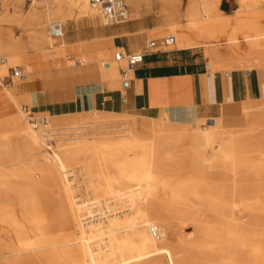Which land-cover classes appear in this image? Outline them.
Instances as JSON below:
<instances>
[{
	"label": "bare ground",
	"instance_id": "obj_1",
	"mask_svg": "<svg viewBox=\"0 0 264 264\" xmlns=\"http://www.w3.org/2000/svg\"><path fill=\"white\" fill-rule=\"evenodd\" d=\"M4 1L0 24L20 25ZM220 2L187 0L182 8L183 0H158L160 26L176 34L178 47H205L215 70H262L264 25L254 19L264 17V0H238L233 15H223ZM36 3L25 42L0 30V68L27 49L56 46L58 31L43 27L51 18L96 13L88 0H47L42 11ZM119 63L114 58L107 71L117 74ZM19 100L31 104L14 85L0 86V264H264V155L248 149L264 138V100L245 104V127L227 132L215 120L203 130V119L172 121L164 111L136 119L47 114L37 128ZM157 206L165 217L152 215ZM236 207L249 212L247 222L235 218ZM202 208L222 227L202 220ZM185 221L194 236L180 230Z\"/></svg>",
	"mask_w": 264,
	"mask_h": 264
},
{
	"label": "crops",
	"instance_id": "obj_2",
	"mask_svg": "<svg viewBox=\"0 0 264 264\" xmlns=\"http://www.w3.org/2000/svg\"><path fill=\"white\" fill-rule=\"evenodd\" d=\"M132 3H126L132 16L120 24L75 17L79 20L51 27L58 31L52 36L59 47L35 51L26 58L27 66L44 71L29 78L24 74L12 84L18 95L31 96L30 112L63 116L164 111L172 121L197 118L218 121L225 129L244 128L243 106L264 100V69L213 70L201 45L157 47L133 67L119 65V77L107 71L108 65L100 66L101 59L115 57L119 51L140 53L149 42L170 32L160 26L158 0ZM236 9L226 13L219 5L228 15Z\"/></svg>",
	"mask_w": 264,
	"mask_h": 264
},
{
	"label": "rangeland",
	"instance_id": "obj_3",
	"mask_svg": "<svg viewBox=\"0 0 264 264\" xmlns=\"http://www.w3.org/2000/svg\"><path fill=\"white\" fill-rule=\"evenodd\" d=\"M45 1H47V0H37V3L34 4V6H36L40 11H42V9L44 8ZM64 1H68V0H64ZM124 1L127 3V5L130 6L129 0H124ZM2 3L3 4H2V10L0 12V20H1V14L3 13V8L6 5L4 0H2ZM13 3H15V4H13ZM186 3H187V0H186V2H184V0H183L182 8H185ZM221 3L222 4H219L220 8L222 10H225L226 13H232V11H234V9H236V8H237L236 11L237 10H241V7H240V5L238 3V0H221ZM7 4H10L8 6V10L11 13H17L19 18H20V20L22 22H21L20 25H18V24H7L5 26H2V24H0V30L3 31L4 34H10L14 41L23 43V42H25L26 39H28L29 34L32 31V30H27V28L24 25L25 20L27 18V14H28V12L31 10V8L33 6L32 0H10ZM88 5H89V0H88ZM218 10H219V6H218ZM219 11L221 12V10H219ZM158 12H159V15L161 16V18H163V15L160 12L159 8H158ZM128 13L130 15L128 18H130L132 16L131 12H128ZM222 14L224 15L225 13H222ZM79 17L80 18H84V17L85 18H93V19H98L99 21L101 20L98 11H96L95 14H85V15L76 16V18H79ZM79 19H75V17H74V19L65 18V20L64 19L60 20V19L51 18L50 21L48 20V22L46 21V23L43 24V27H44V30L46 31V33L50 34L49 31H50L52 26H54L56 24L66 23V22H69L70 20H79ZM182 20L183 19H181V21ZM254 20H255V23L258 24L259 26L264 25V17L263 16H258ZM49 22H51V25H49ZM170 35H173L175 37V39H177L176 34L174 32H172V31H170L166 35L162 36V38H165V37L170 36ZM175 43H177V42H175ZM175 46L178 47L177 44H175ZM175 46H171V47H169V49H171L172 47H175ZM54 47H59V46H54ZM45 48H49V46L44 44L43 45V49H41L39 51H42ZM221 49H223L222 52H223V55L225 56L226 53H227L226 48L224 49V46H222ZM35 51L36 50H34V49H27L24 54H21V56L19 58V61L17 63L13 62L10 59H7L6 60V65L4 67L0 68V74H2L3 77H7L10 74V72L7 73V71H8L7 69L8 68H11V69L12 68H19L20 70H22L23 73H28V75H30V73H32V72L36 73L37 71H44V69L35 70L33 67H27L26 58H27V56L30 53H33ZM0 58H4V57L0 55ZM114 58L115 57L113 55V57H111V58L109 57V59L105 58V59L99 60L100 66L102 67L101 64H106L108 66H111L112 60ZM80 59H82V57H80ZM119 62H120L119 65H121V66L125 65L124 62H122V61H119ZM73 63L74 62H72V61L69 62L70 65H73ZM208 63H209V65L211 64L209 60H208ZM229 67H231V66H229ZM58 68H60V67H58ZM234 68H238V67L226 68V69H222V70H224V71L228 70L229 71V70L234 69ZM244 68L250 69V68H254V67H244ZM262 68L264 69V67H262ZM259 69H261V68H259ZM213 70H214V67H213ZM118 77H119V72H118ZM0 86H1V88L7 89V90L11 89L13 87V85L6 86V84L4 82H2V81L0 82ZM17 104H18V106H20L21 112H23L24 115H27L26 116V118H27L26 120L28 122L36 124L38 126L37 128H40L41 126L42 127L46 126V122L49 121V118H48L46 112L45 113H37V112H35V114L31 113L30 112L31 111V109H30L31 106H30L29 102L26 101V100H19L17 102ZM25 109H27V110H25ZM33 112H34V110H33ZM122 114H123V116H129V117L135 118V119L145 115L143 112L122 113ZM209 122H211V121H205L204 123H201L200 128L203 129V130L208 129L209 128V126H208ZM227 130H233V129H228V128L225 129L223 127L221 129V131H226V132H227ZM49 142H50L49 145L51 147L53 146L52 149L55 150L56 149V142H54V141H49ZM248 149H251L252 151H255L256 154H258V155H264V138L259 139V141L256 142L255 146L254 145L250 146V148H248ZM258 157H260V156H258ZM263 158H264V156H263ZM168 168H170V167L168 166L167 170L164 169V168L161 169L163 177L165 175H169L172 172V171L169 172ZM219 183H222V182H219ZM234 209H235L234 210L235 218H237L238 220H240V222H243V223L248 221V219H249L248 213L249 212L246 209H243L242 207H236ZM150 212L152 213V215H157V213H158V215H162L164 217L166 216V215H164V211L159 206L151 208ZM208 212L209 211H207V209H205V208L200 209V211H199L200 218L202 220H208V221L210 220L211 223L213 222L214 224H217L216 226H221L222 227V220L220 219V217L218 215H216V214H212V213H208ZM213 215H215V216H213ZM180 230L185 232V233L187 232L186 234L189 233L192 236H194V234L197 233V229L194 227V225L191 223V221H185L180 226ZM263 230H264V227L261 228V231H263ZM172 246H173L172 243L167 242V241H162V243L160 244L159 247H162V248L167 249L168 251L172 252L173 251Z\"/></svg>",
	"mask_w": 264,
	"mask_h": 264
},
{
	"label": "built area",
	"instance_id": "obj_4",
	"mask_svg": "<svg viewBox=\"0 0 264 264\" xmlns=\"http://www.w3.org/2000/svg\"><path fill=\"white\" fill-rule=\"evenodd\" d=\"M2 4V0H0V12L2 10ZM89 5L94 10L98 11L100 19L104 25L120 24L129 19L127 5L124 0H89ZM174 43L175 37L173 35L159 40H152L147 44L146 49L140 53L129 55L121 51L117 52L115 55V61L123 60L129 67H133L135 64L142 61L146 53L152 52L157 47H171ZM10 70V74L1 80L6 84V86L12 85L15 79H19L24 76V73L19 68H12Z\"/></svg>",
	"mask_w": 264,
	"mask_h": 264
}]
</instances>
